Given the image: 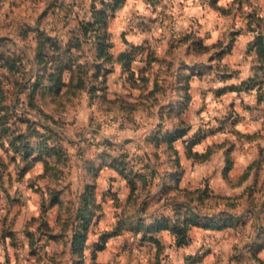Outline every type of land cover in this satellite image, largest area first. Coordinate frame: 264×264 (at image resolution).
Returning a JSON list of instances; mask_svg holds the SVG:
<instances>
[{
    "label": "rangeland",
    "instance_id": "obj_1",
    "mask_svg": "<svg viewBox=\"0 0 264 264\" xmlns=\"http://www.w3.org/2000/svg\"><path fill=\"white\" fill-rule=\"evenodd\" d=\"M37 2L38 0H32V3ZM147 2L152 5L153 11H155L161 0H147ZM208 2L209 7L214 11L220 12L222 16L232 15L230 8L217 7L218 0H208ZM233 2L240 5V8L237 9V11H240L246 0H233ZM247 2L250 3V0H247ZM101 3H103V8L98 11L95 8V0H93V4L89 8L90 17L87 20H81L77 16L75 21H69L66 14L62 27H54L49 30L57 33V35H49L48 31H41L40 23L53 8L58 7L64 10L61 0H46L39 15L34 17L37 26L34 30L29 23L33 17L24 15L17 17L14 14L10 16L5 13L3 20H0V29L12 28L15 34L22 37L25 41L28 40L30 31L35 33L32 39V43L35 44L34 48L31 44H28L24 49L20 50L19 55L16 53L9 55L8 52L10 50L0 51V208L6 209L9 214L18 207L22 208L25 200L30 199V197H27V192L30 191L33 195L40 197L39 211L41 212L39 218L33 217L27 223L23 228L22 234L13 231L16 219L20 215L19 211H17V216L13 218L12 225L8 222V216L0 219V242L10 241L8 246L15 250L14 255L16 256L17 264H19L20 250L24 242H27L28 245V258H30V261L34 260L35 264H112L113 253L108 247L110 240L116 241L113 245L116 249L115 255L129 251L128 246L133 244L141 249L147 248L149 253L152 252L154 247L155 255L149 259L148 264H172L170 258L163 255L166 242L162 233L169 232L171 236L175 237L177 264L181 260L183 264H197V262L202 261L208 252L213 250L212 246L215 243L214 241H216L214 238L219 233L218 230L237 227L241 225L237 224V221L243 220V217H234L228 213L226 221L220 220L211 224L210 227H202L195 213H189L183 219L179 216V211L184 208H190L193 201L199 202L213 196L228 199V193L232 189L228 187H233L228 182L233 164L231 154L232 141L225 139L218 142L221 143L218 146L219 149L223 150V156H217L212 165L211 163H205L206 155L196 158L197 154H192L191 145L194 141L197 142L198 133L194 136L188 135L191 131V124L186 119H179L178 126L168 133H164L161 130V138L155 141V147L159 149L161 145H164L165 151L163 156H161L159 151L154 154L153 159L156 165L168 164L172 166L173 171L169 174L172 176L183 177L185 170L194 169L197 166L196 164H199L204 169L211 167L213 175L218 174V178L214 183H209V178L203 176L202 186L197 177H192L189 181L192 191L185 189L182 193L187 202L175 198L171 199V203L177 210L175 219L165 215L156 216L153 214L152 224L144 225L142 218L137 213L129 214L125 209L124 212L114 214L116 224L111 228V231L99 230L101 222L107 219V214L103 212L100 214V210L96 211V208L98 206L100 208L107 207V209H119L122 207L119 193L124 192V188L114 184L118 179L126 182L127 187L131 189L126 200L129 207L135 203L136 185L134 181L137 178H141L145 189L148 187L149 182L147 174L133 172L134 164L129 160L126 153L114 155L110 145H104L105 150L103 152H92L87 160L82 161L85 176L90 177V179H86L76 189V192H73L71 183L61 186L60 182L66 178L64 170L69 169L71 165L69 148L73 145L67 144L66 146L62 135L49 126V121L53 124L57 123L55 114L59 113L65 107V104L71 103V100L67 99V97L76 98L82 91L86 90V87L89 90V95L93 94L90 89L97 87L106 88L108 77L115 74V66L119 65L121 72L118 79H123L126 76V79H123L124 84L131 89L140 91V96L138 97L140 101L150 99L164 91V89L160 83L158 73L155 74V80L152 82L153 86L149 89L150 75L146 73L151 74L153 64L166 63L169 68L171 67L170 61L157 57L155 52L148 46L147 41L141 46L129 44L125 39L126 32H122L120 35V39L126 47L116 55L109 52V49L116 46L105 43L112 35L107 32V28L116 26V11L123 8L126 0H109L108 3H104V0H101ZM26 4H28V0H12L13 8H20ZM53 14L55 15V13ZM139 19V27L146 29L148 24L144 23L145 18ZM147 19L149 23H152L150 18ZM246 19V27L228 32L227 39L218 42L214 46L216 50L208 58L207 65L202 62H195L192 67L202 72L207 69V75L215 73V78L222 82L231 81L232 79L239 80V65L235 68L231 66L235 57L239 54L244 57V62L251 63L250 72L252 75L240 81L241 84H238L245 86V83H248L254 76V81L261 80L264 77V20L259 19L255 11L250 13ZM69 24H71V27H69ZM253 24H255V28H253ZM65 29H67L66 32L64 31ZM90 32L95 34V40L91 46V48L95 49V59L102 61V63L96 65L97 72L91 77L90 81L86 80V72L76 65L75 70L70 69L72 71L71 84L64 85L62 70L66 68L67 64L75 65L76 60L80 58L72 54L73 49L83 55V44L89 42ZM249 32L255 33L254 38L238 40L239 36H247ZM61 34H63V38ZM3 39H6V37ZM258 42L260 43L257 44ZM180 43L187 45L185 56H200L208 51L203 47L202 41L191 34L184 37ZM176 47V44L170 43L167 49H162V52L165 56L172 55ZM91 48L89 51H91ZM29 52L32 53L31 58H29ZM39 54L40 57L38 58ZM137 56H141L143 59L141 66L134 72L133 61ZM249 58H251L250 61ZM25 59H28L29 63L34 65L35 71V83L29 81L27 86L25 83L26 74L23 71V61ZM213 60L218 61V63L213 64ZM104 65H109V67L106 68ZM187 67L189 66L181 61V68ZM137 72L139 73V83L137 82ZM199 78L203 80L204 76L202 75ZM177 82H182L180 91L183 92V98L175 101V103L186 102L190 106L192 96L187 91H184L191 88L190 82L184 81L182 76L177 77ZM63 87H68L69 91L66 93V98L61 101L59 90ZM229 87L227 84L224 88L216 89L214 93L216 98L219 99L231 93L233 90H228ZM237 92L239 94L245 92L251 94L250 91L246 90ZM24 93H27L25 96L26 108L23 113L18 114L19 98ZM259 97V94L256 93V99ZM171 103L170 101L168 105L161 107V112H163L164 107H170ZM141 107L142 104L128 103L123 97H119L111 102L110 110H115L122 119L129 120L134 118L133 114H135V118H143V113L139 110ZM232 111L233 105L230 101L227 114L217 120L218 127H215L217 132L226 133L234 125L232 119H225ZM262 114L263 111L254 112L255 117ZM239 117L241 116L239 115ZM251 119L254 120L252 115ZM239 120L240 118L237 122ZM38 129H42V131ZM185 130H187V134L179 137L183 141L182 147L187 146L183 148V156L186 159L184 166L181 167L179 163L181 151L175 147L176 141L172 137L174 133H184ZM210 136L212 135L210 134L207 137ZM152 139L150 138V140ZM84 154L82 151L77 152L78 157H82ZM38 164L43 165L42 170L36 168ZM144 168L146 172L155 175L152 159H149ZM29 173L33 174L34 178L26 181ZM110 173H112L111 176ZM70 174L69 171L68 175ZM5 177H7V184ZM14 178L15 184L19 185V187H16L13 191ZM99 178L103 179L104 184L108 185L105 188L102 186L107 191L103 195L102 203L96 199ZM43 181H48L49 183L42 184L41 182ZM173 187L180 193L179 181ZM113 189L116 190L113 191ZM45 193H47L46 198ZM90 197L91 201H88ZM110 201L112 202L111 205H109ZM146 203L147 201L140 204V210L147 211ZM234 203L235 201L229 199V207L236 208L237 204L235 205ZM77 204L80 208L86 207L87 212L83 214L79 212L76 215L74 210ZM49 212L52 213L51 216H48ZM49 220L52 223H49ZM33 227L35 231L32 230ZM69 228L72 230L70 240L67 238ZM199 228L204 229L205 233L201 236L202 242L200 247L196 249V255H181L180 250L191 247L194 239L197 238V233H201L197 232ZM10 229L13 232L12 238L8 232ZM149 229L156 231L154 234L149 235ZM210 230H216L217 232ZM90 232L96 237L91 243H89ZM20 235H23L24 241L19 239ZM226 235L228 234H225L224 237ZM5 236H8V238ZM167 246L171 247L170 244ZM49 247L58 250L53 251L49 255L45 251ZM85 251L88 253L87 256L84 254ZM162 255L163 261L161 259ZM11 259L12 257L6 249L5 264H11ZM233 260H236L234 256L229 264ZM215 264H219V259L216 260Z\"/></svg>",
    "mask_w": 264,
    "mask_h": 264
},
{
    "label": "clouds",
    "instance_id": "obj_2",
    "mask_svg": "<svg viewBox=\"0 0 264 264\" xmlns=\"http://www.w3.org/2000/svg\"><path fill=\"white\" fill-rule=\"evenodd\" d=\"M46 0H38L37 3H32V0H28V4L20 8L12 7V0H0V20H3L4 14L8 13L10 16H27L33 17L29 23L32 29H36L34 17L39 15L40 10L43 9ZM109 0H104V3H108ZM64 5V10L56 7L49 11V14L41 21L40 30L48 31L49 35H57L55 32L49 31L56 27L63 26L64 17L67 14L69 21H75L79 16L81 20H87L90 17L89 8L93 4V0H61ZM31 5V6H28ZM218 8H230L232 10L231 16H222L220 12L214 11L209 7L208 0H161V3L153 11L152 5L147 0H126V4L122 9H118L115 14V27L109 26L107 32L112 35L105 41L106 44H113L116 47L109 49L113 55L118 54L126 46L120 39L122 32H126L125 39L129 44L141 46L145 41L148 42V46L155 52L157 57L171 62V67L168 64H153L152 72L150 75V83L148 88L151 89L153 81L155 80V74H159L160 83L163 86L164 91L158 93L155 97L140 101V91L138 89H131L127 87L123 79H118L121 69L119 65L115 66V74L108 77L107 87H97L90 89L92 95H89V90L82 91L76 98L67 97L71 100V103L65 104V107L61 111L55 114L57 123L53 124L49 121V126L62 135L63 142L72 144L69 148V156L71 157V165L69 169H65L66 178L62 180L61 186L66 183H71L73 192L83 184L86 179L90 177L85 176V170L83 167V160L89 158V154L92 152H103L105 150L104 145H110L114 155L127 154L129 160L134 164L133 172H141L147 174L149 177L148 187H143L142 179L137 178L134 183L136 185L135 203L129 207L126 203L127 196L130 194L131 189L127 187L126 182H121L120 187L124 188V192L119 194V200L122 207L119 209L110 208L108 211L107 219L102 221L99 230L111 231V228L116 224L115 213L124 212L125 209L129 214L137 213L143 220L144 225L152 224L154 219L153 214L156 216L165 215L172 218L177 217V210L171 203V199L175 198L180 201H185V197L182 194L183 190L188 189L192 191V186L189 181L193 176L198 178V181H203V176H207L209 183H214L218 178L217 175H213L211 167L204 169L197 165L194 169H186L185 175L172 176L169 175L173 171V167L168 164L156 165L153 159L154 154L159 151L161 156L165 151V146L161 145L159 149L155 147V141L161 138V130L164 133L172 131L179 124V119H186L191 124V131L189 136H194L198 131L203 129L207 132L208 129L218 127L217 118H223L228 111V103L232 99H236V112L240 113L246 122H242L236 125L235 131L237 133H248L260 131L264 134V117L260 118L255 123L252 122L251 114L243 111L240 106V100L237 99L236 93H230L226 96L216 98L214 90L224 88L227 84H238L240 81L247 79L252 73L250 72L251 63L244 62L242 55H237L231 65L235 68L239 65L240 77L239 80L232 79L231 81L222 82L215 78L216 74L212 73L207 75V69L203 72L199 69H195L192 65L195 62H202L204 65L208 64V58L212 56L216 50L214 46L218 42L227 39V33L230 31H236L246 27V17L256 12L259 19L264 20V0H250V3L244 2L240 11L239 4H234L233 0H218ZM95 8L99 11L103 8L101 0H95ZM55 13V15L53 14ZM145 18L144 23L148 24L146 29L139 27L140 19ZM150 18L152 23H149ZM71 27V24H69ZM255 28V24H253ZM65 32L67 29L64 30ZM34 31H30L28 40L25 41L22 37L15 34L12 28L0 29V51H7L9 55L16 53L19 55L21 49H24L28 44L34 48L35 44L32 43ZM194 35L202 41L203 47L208 51L200 56L187 55L184 53L187 49V45L180 43L182 39L188 35ZM62 38H63V34ZM255 33H247V36H239L238 40L252 39ZM6 39H3L5 38ZM89 42L83 44V55L76 49L72 50V54L75 57H80L76 60V64H67L66 68L62 70V80L64 85H70L72 81V71L75 70L76 65L80 66L84 72H86V80L90 81L91 77L97 72L96 65L102 63L95 59V49L91 48L95 34L89 33ZM83 43V42H82ZM176 44V49L173 50L172 55L165 56L162 49H167L169 44ZM91 48V51L89 49ZM32 57V53L29 52V58ZM143 57L137 56L133 61V71L136 72L137 68L141 66ZM251 58H249L250 61ZM181 61H183L189 67L181 68ZM213 64L218 61L213 60ZM227 63V61H225ZM23 71L26 74L25 83H35V71L34 65L29 63L28 59L23 61ZM109 67V65H104ZM204 76L201 80L199 77ZM182 76L184 81H188L191 84L190 89H185L189 95L192 96L191 105L188 103H175L177 100H182L183 92L180 91L181 83L177 82V77ZM137 82L139 83V73L137 72ZM68 87H63L59 90V97L61 101L66 98L68 93ZM201 92H206L205 96H201ZM24 93L20 96V103L18 105V114L23 113L26 108ZM256 91L253 90L251 98L254 99ZM119 97H123L128 103H134L141 105L139 109L143 113V118H134L129 120L122 119L115 110H110L111 102L117 100ZM243 99L248 102L249 97L246 95ZM171 103L170 107H164L161 112V107ZM264 109V105L260 106ZM189 117H191L189 119ZM23 127V126H21ZM41 130L42 129H38ZM184 134L176 132L173 134L172 139L176 141L175 147L181 151L180 166L185 164V157L183 156V141L179 139ZM150 138H153L150 140ZM216 139L230 140L235 142L237 137L232 135L231 132H226L218 135ZM215 142L214 138L207 137L199 142H193L191 145V152L193 155L199 154L203 156L206 149ZM264 144V140L259 141ZM245 149L252 148L254 146L247 143L243 146ZM82 151L85 154L82 157L77 156V152ZM223 156V153H219ZM235 156V153L233 154ZM19 159V158H18ZM54 159V158H53ZM149 159L153 160V167L155 169V175L146 172L144 165L149 162ZM254 156L242 152L235 159V163L238 167L247 168L253 161ZM142 161V162H141ZM38 170L43 169L42 164L37 165ZM70 171V175L68 172ZM231 175V173H229ZM33 174L29 173L27 179H32ZM177 181H179L180 193L173 187ZM7 184V177H5ZM42 184L49 183L48 181L41 182ZM250 183L246 181L243 185L233 187L229 193V197L240 196L245 188ZM13 191L19 185L15 184V178L13 179ZM116 189H113L115 191ZM47 193H45V198ZM27 197L22 208H17L8 213L6 209L0 208V219L8 216V222L10 225L13 223V218L17 216V211L20 212L19 217L16 219L13 231L20 233L22 229L32 220L33 217L39 218L41 212L39 211L40 197L33 195L30 191L27 192ZM75 199V197H73ZM147 201L145 207L147 211L140 210V204ZM157 201H159L157 203ZM187 202V201H185ZM111 201L109 205H111ZM236 208L229 207V199L221 198L219 196H213L209 199H204L199 202L193 201L190 208H184L179 211V216L183 219L189 213H195L200 220L201 226H209L213 223H217L220 220H227L228 213L241 212L246 206L244 199L235 201ZM79 205L77 204V207ZM139 210V211H138ZM51 212L48 216H51ZM47 218V217H45ZM49 223H52L49 220ZM257 223L256 218L248 215L243 220H238L237 224H246L247 227L238 231L235 235L230 236L228 239L221 238L217 246L213 249V255L205 257L202 264H213L214 258L219 259V264H229V257L234 255L233 248L243 250L244 244L248 242L250 237L252 226ZM35 231V228L32 229ZM156 230L149 229L148 234H154ZM143 235V233H141ZM72 236V230L69 228L67 232V238L70 240ZM162 236L166 242V247L163 255H166L172 261V264H177L175 249V237L171 236L169 232H163ZM96 237L89 233V243H91ZM21 241H24L23 235L19 236ZM115 240L108 242V247L112 250V264H148L149 259L155 255V248H152V252L149 253L147 248H138L133 245H129V251L121 252L119 255H115L116 249L113 245ZM10 241L0 242V264H5V251L7 249L8 254L12 257L11 264H17L15 250L9 247ZM171 245L168 247L167 245ZM201 241L199 238L189 248L180 250V254H190L195 256L196 249L200 247ZM52 247L47 248L45 251L51 255L53 251H57ZM28 245L27 242L23 243L22 249L19 255V264H35V261H30L27 256ZM85 256L88 255L85 251ZM163 255L161 257L163 261ZM261 259H264V251L258 253ZM179 264H183V261H179ZM231 264H236L233 260ZM242 264H249V261L244 260Z\"/></svg>",
    "mask_w": 264,
    "mask_h": 264
},
{
    "label": "crops",
    "instance_id": "obj_3",
    "mask_svg": "<svg viewBox=\"0 0 264 264\" xmlns=\"http://www.w3.org/2000/svg\"><path fill=\"white\" fill-rule=\"evenodd\" d=\"M241 84V83H239ZM239 84H228L230 87L232 86H240ZM251 90V94H252ZM256 91V90H255ZM215 93V90H214ZM231 93H236L237 94V99L240 100V106L243 109V111L247 112V113H252L251 115L254 117V120H252L253 123H255L256 121H258L260 118L264 117V109H261V105H264V100L263 101H258V99H256V96L254 99L251 98V94H247V92L239 94L236 90H233ZM257 93V92H256ZM264 93V92H263ZM201 96H205L207 93L205 92H201L200 93ZM230 94V93H229ZM249 97V101L246 102L243 97L244 96ZM244 100V103H243ZM231 103L233 105V113H237L239 114L240 120L239 122H235L234 125H232L230 127V130H227V132H231L232 135H235L237 137L236 141L231 143V154H232V159H233V164H232V168H231V175L228 179V182L233 185V187H237V186H241L243 185L246 181H249L250 179V183L248 184V186L245 188L244 192L237 197H229L228 199L232 200V201H238L240 199H244L245 201V207L243 208V210L241 212H232L230 213L231 215H233L234 217H243V219H245L246 216L251 215L253 217L256 218L257 223H255L252 226V231L250 234V237L248 239V242L244 244V248L243 250L238 249L236 247L233 248V252L235 253L234 255H231L229 257V262L231 260V258L236 259V264H242V261L247 260L249 261V264H264V259H261L260 256L258 255V253L260 251H264V144L259 143V141L264 140V134H262L260 131H256V132H248V133H237L235 131V127L237 124L242 123V122H246L245 118L238 112H236V99H232ZM261 112L263 111V114L261 116H254V112ZM221 118H217V120H220ZM218 124V121H216ZM229 126V125H227ZM213 131H216L215 128H211ZM203 130V129H201ZM225 132V131H223ZM215 133V134H214ZM213 134H211L212 138H214L215 142L209 146L206 149L205 154L208 152L209 148H212L211 151V155H209L205 161V163H211L213 165L215 158L217 156H219V153H221L223 150H221V148L219 149V144L218 142H221L222 140L216 139V137L218 135H221L223 133L221 132H214ZM219 140V141H218ZM247 143L249 145H253L254 146V151L252 148H248L245 149L243 146L244 144ZM221 146V145H220ZM242 152L247 153L249 155H253L254 159L252 161V163L247 167V168H242V167H238L235 163V159L236 157H238ZM223 153V152H222ZM235 153V156L233 155ZM199 155V154H198ZM196 163H200V162H196ZM199 165V164H196ZM37 168V167H36ZM112 175V173H110V176ZM122 182V180L118 179L116 183L117 185H120V183ZM224 182V181H223ZM98 193L96 194V199H98V202L102 203L103 201V195L106 194L107 191H105V187L108 186L106 184H104L103 179L99 178L98 180ZM102 186L104 188H102ZM233 187H228L233 188ZM123 192V191H122ZM120 192V193H122ZM119 193V194H120ZM236 205V203H234ZM76 208V209H75ZM74 212L76 215H78L79 210L81 209L79 206L75 207ZM110 209V208H109ZM109 209H107V207H101L100 210V214L103 212L104 214L108 215V211ZM97 211V210H96ZM247 227L246 224H241L237 227H228V228H223L222 230H218V234L215 235L214 241V245L212 246L213 249L215 248V245L218 244L219 240L221 238L223 239H228L231 234L232 236L235 235L238 231L245 229ZM24 229H22L23 231ZM22 231L20 232L22 234ZM213 232H217L216 230H210ZM197 232H201V233H197V238L200 239V241L202 242L201 236L205 233L204 229L199 228L197 229ZM225 234H228L225 236ZM196 238V239H197ZM196 239H194V242L196 241ZM59 243H60V239H59ZM210 251V250H209ZM213 255V250H211L210 252H208L204 257H208V256H212ZM257 257L261 262L256 261L255 257ZM197 262V264H202L203 262ZM218 258H214L213 260V264H215L216 260Z\"/></svg>",
    "mask_w": 264,
    "mask_h": 264
},
{
    "label": "trees",
    "instance_id": "obj_4",
    "mask_svg": "<svg viewBox=\"0 0 264 264\" xmlns=\"http://www.w3.org/2000/svg\"><path fill=\"white\" fill-rule=\"evenodd\" d=\"M259 41H261V39H259ZM260 42H258L257 44H259ZM38 58L40 57V54H39V56H37ZM76 63V62H75ZM253 78H255V76L254 77H252V79L247 83H245V86H243V85H240V86H237V87H235V86H232V87H229L228 88V90H236V91H243V90H246V91H251V90H256V92L259 94V98H258V101H263L264 100V97H263V92H264V77L263 78H261V80H259V81H254V79ZM262 96V97H261ZM239 117V115L237 114V113H231V114H229L225 119H232L234 122H233V124L235 123V122H237L238 121V119L240 118H238ZM215 131H213L212 129H209V130H207V132H205L204 130H200L199 132H197L198 133V140H197V142H199L200 140H202V139H205L208 135H210V134H213ZM184 135L183 136H185L186 134H187V130H185V132L183 133ZM211 151H212V148H209L208 149V152L206 153V154H204V155H206L207 157L211 154ZM192 155V154H191ZM204 155L203 156H200V155H196V158H200V157H204ZM88 201H91V197L88 199ZM100 209V207L98 206L97 208H96V210H99ZM79 212H81L82 214L83 213H86L87 212V208L86 207H82L80 210H79ZM79 214V213H78ZM9 232V235H10V237L13 235V232L11 231V229L8 231ZM5 237H7L8 238V236H5ZM6 238V239H7ZM12 238V237H11ZM255 257V256H254ZM255 259H256V261H259V262H261L257 257H255Z\"/></svg>",
    "mask_w": 264,
    "mask_h": 264
}]
</instances>
